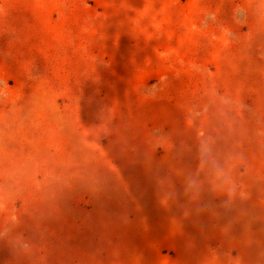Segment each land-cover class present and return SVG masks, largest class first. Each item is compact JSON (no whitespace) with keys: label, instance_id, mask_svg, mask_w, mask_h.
<instances>
[{"label":"rangeland","instance_id":"1","mask_svg":"<svg viewBox=\"0 0 264 264\" xmlns=\"http://www.w3.org/2000/svg\"><path fill=\"white\" fill-rule=\"evenodd\" d=\"M0 264H264V0H0Z\"/></svg>","mask_w":264,"mask_h":264},{"label":"bare ground","instance_id":"2","mask_svg":"<svg viewBox=\"0 0 264 264\" xmlns=\"http://www.w3.org/2000/svg\"><path fill=\"white\" fill-rule=\"evenodd\" d=\"M174 217H175V216H174ZM175 218H176V217H175ZM172 221H173V223H174V222L177 221V219H176V220H175V219H172ZM177 222H178V221H177ZM168 224H169V223H168ZM171 224H172V223H171ZM176 224H178V223H174V226H175ZM153 225H154V224H153ZM158 225H159V224H158ZM178 225H179V224H178ZM178 225H177V226H178ZM161 227H162V226H161ZM171 227H172V225H171ZM164 228H165V226H164ZM175 228H176V227H175ZM150 229H151V228H150ZM162 230H163V229H162ZM170 230H171V228H170ZM173 230H174V229H173ZM175 231H177V230H175ZM178 232H179V231H178ZM174 234H175V233H174ZM176 235H177V234H176ZM178 236H179V235H178ZM185 236H186V235H185ZM176 239H177V238H176ZM182 239H183V238H182ZM182 239H181V240H182ZM177 240H178V239H177ZM182 245H183V244H182ZM179 249H180V248H179ZM179 253H180V252H179ZM180 255H181V254H180ZM182 255H183V254H182ZM134 257H135V256H134ZM136 257H137V256H136ZM134 260H135V259H134Z\"/></svg>","mask_w":264,"mask_h":264}]
</instances>
